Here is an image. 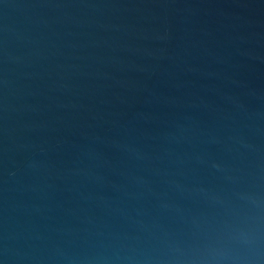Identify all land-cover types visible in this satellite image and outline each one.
I'll use <instances>...</instances> for the list:
<instances>
[{
    "label": "water",
    "instance_id": "obj_1",
    "mask_svg": "<svg viewBox=\"0 0 264 264\" xmlns=\"http://www.w3.org/2000/svg\"><path fill=\"white\" fill-rule=\"evenodd\" d=\"M0 264H264V0H0Z\"/></svg>",
    "mask_w": 264,
    "mask_h": 264
}]
</instances>
